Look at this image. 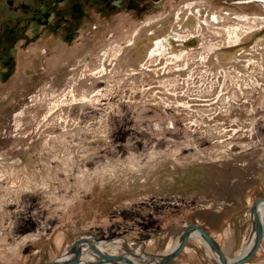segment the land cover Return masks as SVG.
Here are the masks:
<instances>
[{
    "label": "rangeland",
    "instance_id": "374dc122",
    "mask_svg": "<svg viewBox=\"0 0 264 264\" xmlns=\"http://www.w3.org/2000/svg\"><path fill=\"white\" fill-rule=\"evenodd\" d=\"M263 1L162 0L18 45L0 78V264L54 260L79 236L150 262L190 223L228 258L245 252L264 195V77L239 90L224 72L238 52L264 59ZM223 12L257 17L237 46L235 22L213 28ZM169 264L221 263L195 235ZM245 264H264V233Z\"/></svg>",
    "mask_w": 264,
    "mask_h": 264
},
{
    "label": "flooded vegetation",
    "instance_id": "af4514ba",
    "mask_svg": "<svg viewBox=\"0 0 264 264\" xmlns=\"http://www.w3.org/2000/svg\"><path fill=\"white\" fill-rule=\"evenodd\" d=\"M162 0H0V78L14 70L18 45L33 43L43 35L68 40L84 28L93 14L107 17L119 12L136 14L157 10ZM93 29L97 25L91 26ZM167 42V41H166ZM168 45V42H167ZM169 48V45H168Z\"/></svg>",
    "mask_w": 264,
    "mask_h": 264
},
{
    "label": "water",
    "instance_id": "95a60500",
    "mask_svg": "<svg viewBox=\"0 0 264 264\" xmlns=\"http://www.w3.org/2000/svg\"><path fill=\"white\" fill-rule=\"evenodd\" d=\"M253 237L249 249L241 253L236 258H228L220 248L219 243L206 230L197 224L190 223L185 225L178 238V242L169 251L164 254H147L150 262L136 261L134 259L135 250L128 248L129 253H114L99 249V239L91 236H79L72 240L68 249L58 258L51 261L38 262L36 264H169L185 248L189 238L196 235L204 242L207 248L212 251L221 264H245L259 249L264 233V195L256 199L250 206ZM193 235V236H192ZM113 240V239H112ZM110 240V241H112ZM83 244L89 246L91 251L97 257L96 260H83ZM134 250V251H133ZM132 252V253H131Z\"/></svg>",
    "mask_w": 264,
    "mask_h": 264
},
{
    "label": "built area",
    "instance_id": "2783aa9c",
    "mask_svg": "<svg viewBox=\"0 0 264 264\" xmlns=\"http://www.w3.org/2000/svg\"><path fill=\"white\" fill-rule=\"evenodd\" d=\"M238 1H240V0H238ZM251 1H255L256 3L258 2V0H251ZM262 6H263L262 10H264V5H262ZM246 16L247 15L240 16V15H238V13L233 14V13H229V12L228 13L227 12H223L221 18H219V15H215L214 14V15L211 16V19L213 20V22L215 24V26L213 28L216 29V30H219V29L222 30L223 28H225L224 25L228 24L227 22L224 21V19H226V21L230 19L232 22H235L236 23L235 25H237V26L226 25L227 28L225 30H227V29L230 30L231 29V33H233V31H234L233 36H232V39H234V37L235 38L237 37V41L234 42V43H229L228 42L229 43L228 45L237 46V45L240 44L239 43V40H238L239 39L238 36H240V38H242V35H243V33H241V28H240L241 26H243L242 23H244V24H246V26H248V21H251V23H254V21H252V20L255 19V18H257L256 15H249L247 17ZM215 17H217V20H215ZM224 22H225V24H224ZM246 26H244V27H246ZM236 28H238L239 30L236 31ZM247 28L248 27H246V29ZM246 29H245V31H246ZM239 31H240V34L237 33ZM243 31L244 30H242V32ZM225 37H226V35L225 36L219 35L218 36V39L216 41V42H219V43H213V44L215 46L221 45V43H223V41H224L223 39ZM229 37H231V36H229ZM179 39H181V38H179ZM179 41H181V40H179ZM183 41H185V40H183ZM183 41H181V42H183ZM225 41H232V40H230L228 38ZM254 43H256V42L254 41ZM254 43L252 45V49L251 50L252 51L253 50L254 51H258L259 50L257 48L258 44H257V46L255 48V44ZM258 52H260V51H258ZM249 54H251V52H249ZM237 55H238V57L236 56V60L235 61L240 66L238 67L237 66V63H235V65H233V64L231 65L230 64L229 66L226 67L227 68V71L224 72V73H226L228 76L234 77V84L236 85V87L239 90H242L246 86L244 84V81L245 80H247V79L256 80L257 78L264 77V65L262 63V61H264V59L262 58V56H259V58H258L259 59V63H258V61L256 62V59H253L252 57H248L246 59H242L241 53H239V52L237 53ZM202 60H200V61H202ZM223 69H221V70H223Z\"/></svg>",
    "mask_w": 264,
    "mask_h": 264
},
{
    "label": "bare ground",
    "instance_id": "6f19581e",
    "mask_svg": "<svg viewBox=\"0 0 264 264\" xmlns=\"http://www.w3.org/2000/svg\"><path fill=\"white\" fill-rule=\"evenodd\" d=\"M262 2V1H261ZM264 2V1H263ZM206 20V19H205ZM215 20H217V17H215ZM237 31V30H236ZM217 32V31H216ZM219 32V31H218ZM239 34H240V31H239ZM231 35V34H230ZM162 40H164V44H166V46H167V42H166V38H162ZM168 41V40H167ZM158 43H161V42H157V44ZM154 52V49L152 50V53ZM194 235H196L195 233H193ZM120 240V239H119ZM103 241H105V240H99V244L100 243H102ZM115 241V240H114ZM107 242H109V244H108V248H109V246L111 247V248H118V247H120V245H123V243H124V241H117V242H115V245H113V243L112 242H110V240L109 241H107ZM252 242V241H251ZM99 244H97V247L99 248V249H101L100 247H99ZM251 244V243H250ZM83 245H86V244H83ZM82 245V246H83ZM101 245V244H100ZM249 247H250V245L247 247V249L245 250V252L249 249ZM128 249V248H127ZM91 250V249H90ZM101 250H103V249H101ZM103 251H106V250H103ZM114 253H116V252H114ZM236 258V257H235ZM97 259V257L95 256V254L92 252H90V253H87V255H85V257L83 258V260H96ZM136 261H138L137 260V258L135 259Z\"/></svg>",
    "mask_w": 264,
    "mask_h": 264
},
{
    "label": "crops",
    "instance_id": "0c3cea01",
    "mask_svg": "<svg viewBox=\"0 0 264 264\" xmlns=\"http://www.w3.org/2000/svg\"><path fill=\"white\" fill-rule=\"evenodd\" d=\"M3 238L7 239V238H10V237L8 235H6V236H3ZM9 248H10V246H9ZM223 252H225V251H223ZM8 259H9V257H8Z\"/></svg>",
    "mask_w": 264,
    "mask_h": 264
}]
</instances>
